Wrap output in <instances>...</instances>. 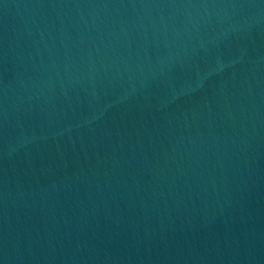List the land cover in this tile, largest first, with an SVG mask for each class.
Returning <instances> with one entry per match:
<instances>
[{
    "label": "water",
    "instance_id": "obj_1",
    "mask_svg": "<svg viewBox=\"0 0 264 264\" xmlns=\"http://www.w3.org/2000/svg\"><path fill=\"white\" fill-rule=\"evenodd\" d=\"M0 264H264V0H122L0 193Z\"/></svg>",
    "mask_w": 264,
    "mask_h": 264
}]
</instances>
